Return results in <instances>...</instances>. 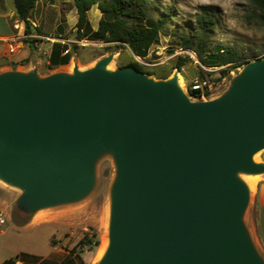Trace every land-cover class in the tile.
I'll return each instance as SVG.
<instances>
[{
  "label": "water",
  "instance_id": "1",
  "mask_svg": "<svg viewBox=\"0 0 264 264\" xmlns=\"http://www.w3.org/2000/svg\"><path fill=\"white\" fill-rule=\"evenodd\" d=\"M41 76L0 73V181L30 218L84 200L110 155L108 247L97 264H264L244 216V176L264 175V59L215 100L192 101L178 74L128 66Z\"/></svg>",
  "mask_w": 264,
  "mask_h": 264
},
{
  "label": "rangeland",
  "instance_id": "2",
  "mask_svg": "<svg viewBox=\"0 0 264 264\" xmlns=\"http://www.w3.org/2000/svg\"><path fill=\"white\" fill-rule=\"evenodd\" d=\"M158 10L154 16L157 17L162 11L173 10L177 19L169 25L167 33L160 37L145 57H136L129 49L117 48L112 44H105L94 38L102 13L94 6L88 13L89 26L85 29V37L77 40L76 24L78 15L74 6V0H40L36 10L31 17L33 27H37L43 33V37L50 40H38L42 47H49L52 43L63 42L69 50V63L57 70L72 73L73 65L85 71L95 64L113 55L110 69H120L128 66L134 67L139 64L144 71L158 74H170V77L179 72L184 85L182 87L192 101H209L221 97L229 89L232 80L242 71L244 66L231 71L222 77L221 69H209L203 67L196 55L191 52L180 54L179 37L173 36L172 32H183V25L193 18L198 8L203 5L216 6L220 11L219 27L215 30L212 38L213 45L226 47H238L243 52L244 62H253L264 59V29L255 19L249 20L247 16L251 8L245 0H152ZM21 21L14 11L13 0H0V37L10 36L17 30L16 24ZM18 24V25H19ZM24 24V23H23ZM25 30V25L23 26ZM13 30V31H12ZM15 30V31H14ZM46 35V36H44ZM60 38V39H59ZM35 47V44H34ZM40 47V46H39ZM25 49L30 51V56L19 64L26 68L34 65L42 74H49V66L46 53L33 49L25 43ZM6 53L5 43L0 42V61L4 60ZM189 55L191 58L176 69L180 57ZM30 62L32 64L30 65ZM247 63V64H248ZM149 76V75H148ZM157 79V76H150ZM168 79V78H167ZM207 83L212 91L207 93L206 100H197L190 95L194 83ZM257 163H264V150L255 157ZM96 183L92 192L82 201L67 206L40 211L27 220L16 216V202L22 192L0 181V212L8 219L7 228L9 233L0 237L7 252L19 250L29 251L36 248L40 251L48 249V243L59 246L70 252L71 256L80 264H97L99 251L103 247L104 236L108 239L110 218V190L113 184L116 168L110 155L103 156L96 164ZM244 176L243 178H247ZM258 178L252 182L250 188V203L244 216L252 241L264 259V245L258 220V196L257 193L264 186V175L254 176ZM254 183V184H253ZM42 222L44 226H33L32 222ZM85 233H94L99 245L93 251L79 245ZM103 241V242H102ZM0 247V248H1Z\"/></svg>",
  "mask_w": 264,
  "mask_h": 264
},
{
  "label": "trees",
  "instance_id": "3",
  "mask_svg": "<svg viewBox=\"0 0 264 264\" xmlns=\"http://www.w3.org/2000/svg\"><path fill=\"white\" fill-rule=\"evenodd\" d=\"M40 0H13L14 11L17 17L25 25L24 33L28 37L24 40L31 48L38 39L30 36H42L43 33L37 27H33L31 17ZM248 2L251 13L249 20L255 19L257 24L264 29V0H245ZM74 6L78 15L76 24L77 40L85 37V29L89 26L88 13L94 7L102 13L98 29L94 32V38L105 44H112L117 48L129 49L136 57H145L149 50L160 41L162 34L167 33L169 25L177 17L173 10L162 11L157 17L158 10L152 0H74ZM220 11L216 6L203 5L198 8L193 18L183 25V32L174 31L173 36L179 37V49L184 52L194 53L200 64L209 69L220 68L221 76L228 75L248 62H244L243 52L238 47H226L213 45L212 38L219 27ZM60 39V38H59ZM68 50L65 44L55 43L50 59L51 69L60 65H67L69 57H60L62 52ZM190 56L178 59L176 69L190 60ZM134 67L149 75L157 76V79H167L170 74H158L144 71L139 64ZM193 97H200V92L190 91ZM16 214V213H15ZM17 217L26 218L16 214ZM96 235L85 233L79 245L93 251L99 242L94 241ZM68 260V259H66Z\"/></svg>",
  "mask_w": 264,
  "mask_h": 264
},
{
  "label": "crops",
  "instance_id": "4",
  "mask_svg": "<svg viewBox=\"0 0 264 264\" xmlns=\"http://www.w3.org/2000/svg\"><path fill=\"white\" fill-rule=\"evenodd\" d=\"M18 24H16L15 26H18L19 30L16 32H13L10 36L0 37V42H3V40L15 37L17 34L23 33L24 32L23 22H21L19 25ZM15 26H14V29H15ZM36 37H39L38 40H47V41L50 40L49 37H43V36H36ZM38 40L36 43L40 46L41 51L43 50V52L46 53L45 58L47 59V63L49 66L48 67L49 74H42L40 70H38L39 74L41 76H48L53 73L61 72L57 69L65 67L64 65H60L54 69L50 68L51 67L50 59L52 57L54 43L50 44L49 47L45 48L40 45ZM60 43L63 44V42H60ZM5 48H6V53L4 56V60L0 61V73L9 72V71L29 72L33 68H35L34 65H32L29 68H26V66H22L19 64L21 61L28 58L31 54L30 51L25 49V45L21 49H19L18 52L14 55H10L8 53L6 44H5ZM68 50L70 49L68 48ZM68 55L69 54L66 55L64 52H62L60 57L62 58ZM31 64L32 62H30V65ZM257 196H258V205H259L258 206L259 231L261 232L262 243L264 245V186L259 189ZM32 224L33 226L46 225L45 223H42L40 221L32 222ZM9 231H10V227L7 228L3 234H0V237L6 236L9 233ZM3 244H4V241L1 240L0 245H3ZM48 246H49L48 249L45 251H40L36 248H31L29 251L19 250L17 252H12L10 250H8L7 252V250L4 247L0 246L1 247L0 248V264H80L76 261L75 256H71L70 252H68L67 250L62 249L59 246H52L49 243H48Z\"/></svg>",
  "mask_w": 264,
  "mask_h": 264
},
{
  "label": "built area",
  "instance_id": "5",
  "mask_svg": "<svg viewBox=\"0 0 264 264\" xmlns=\"http://www.w3.org/2000/svg\"><path fill=\"white\" fill-rule=\"evenodd\" d=\"M15 29L18 31L19 27L15 26ZM28 38L25 33L17 34L15 37H12L10 39L3 40V42L6 44V47L8 49V53L10 55H14L18 52L19 49H21L24 45L25 42L24 40ZM30 38L33 39H38L39 37L36 36H30ZM35 47L41 51L39 45L35 43ZM66 55L69 54V50L64 52ZM180 54H188L187 52L181 51ZM192 91H198L200 92V97H195L197 100H206L207 98V93L212 91L211 86H207V83H199L196 82L194 85L191 87ZM8 225V219L7 216H5L2 212H0V234H3L5 230L7 229Z\"/></svg>",
  "mask_w": 264,
  "mask_h": 264
},
{
  "label": "bare ground",
  "instance_id": "6",
  "mask_svg": "<svg viewBox=\"0 0 264 264\" xmlns=\"http://www.w3.org/2000/svg\"><path fill=\"white\" fill-rule=\"evenodd\" d=\"M75 67H76V65H73L72 71H73V69H74ZM78 68H79V67H78ZM178 81H179V86L182 88L183 85H184V81H183V78H182V76H181L180 74H178ZM254 180H258V178L247 177V178L244 179V181L247 183V185L249 186V188H252V189H253V187H252V182L255 183ZM254 183H253V184H254ZM103 239H104L103 247H102V249L99 251L98 257H97V259H96V261H98V262L101 260V258L103 257V255H104V253H105V251H106V249H107V247H108V239L106 238V236H104ZM102 242H103V241H102Z\"/></svg>",
  "mask_w": 264,
  "mask_h": 264
}]
</instances>
